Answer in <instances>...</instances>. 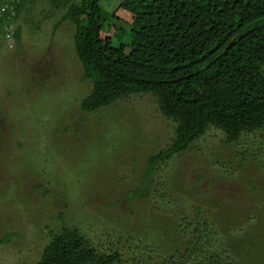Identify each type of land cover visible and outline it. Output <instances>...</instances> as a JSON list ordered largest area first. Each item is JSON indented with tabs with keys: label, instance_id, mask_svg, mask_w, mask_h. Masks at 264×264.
<instances>
[{
	"label": "rangeland",
	"instance_id": "obj_1",
	"mask_svg": "<svg viewBox=\"0 0 264 264\" xmlns=\"http://www.w3.org/2000/svg\"><path fill=\"white\" fill-rule=\"evenodd\" d=\"M150 1L107 3L108 9L116 11L114 23L123 24L137 17ZM66 11L46 0L37 1L26 3L14 20H4L0 37V264L37 263L50 240L49 230L66 226L78 227L95 250L116 249L125 258L144 262L141 257L146 251L140 250L139 235L153 223L159 199L165 196L171 203L167 194L174 195L180 186L185 191L178 192L175 200L186 207L190 204V212L191 204L210 201L229 208L214 210L217 219L241 208V214L234 213L239 221L226 219L232 220L244 239L260 243L256 233L264 228V210L251 205L261 198L264 201L258 135H245L238 145L227 146L223 133L210 129L188 152L156 169L152 178L159 191L141 188L131 197L139 189L147 158L173 139L174 123L163 117L155 99L147 94L122 98L94 113L82 111L80 105L91 83L83 80L75 28L67 21L56 27ZM18 27L22 37L15 41L11 35ZM113 32L114 27L110 35ZM244 158L245 168L238 167ZM219 164L225 172L215 178ZM201 173L205 177L198 183ZM188 236L194 237L191 230Z\"/></svg>",
	"mask_w": 264,
	"mask_h": 264
},
{
	"label": "trees",
	"instance_id": "obj_2",
	"mask_svg": "<svg viewBox=\"0 0 264 264\" xmlns=\"http://www.w3.org/2000/svg\"><path fill=\"white\" fill-rule=\"evenodd\" d=\"M37 1L44 0H13L10 8L0 12V37L5 19L14 20L26 3ZM46 1L67 10L56 27L67 21L75 28L83 80L91 83L80 105L83 112L94 113L122 98L147 94L163 117L174 123L173 139L147 158L139 189L131 197L141 188L159 191L152 178L156 169L188 152L210 129L221 131L227 146L238 145L245 135H258L264 169V0H151L123 24H115L116 11L108 9V3L116 0ZM11 36L20 41L22 28ZM246 158L238 167L245 168ZM219 167L215 178L225 172L223 165ZM204 177L198 175L197 182ZM184 191L180 186L174 195L167 194L171 203L163 196L156 204L153 223L138 238L140 250L146 251L141 257L144 262L125 258L116 249L95 250L78 227L66 226L60 231L48 228L50 240L35 264H264V228L256 233L260 243L246 240L226 219L238 220L234 213L241 214V208L231 206L230 213H220L221 220L214 210L229 208L216 201L191 204L190 212V204L186 207L175 200ZM263 203L261 198L251 205L263 211Z\"/></svg>",
	"mask_w": 264,
	"mask_h": 264
},
{
	"label": "built area",
	"instance_id": "obj_3",
	"mask_svg": "<svg viewBox=\"0 0 264 264\" xmlns=\"http://www.w3.org/2000/svg\"><path fill=\"white\" fill-rule=\"evenodd\" d=\"M2 2L6 3V4H4V6H3ZM12 2H13V0H0V12L2 13L6 9L10 8Z\"/></svg>",
	"mask_w": 264,
	"mask_h": 264
},
{
	"label": "water",
	"instance_id": "obj_4",
	"mask_svg": "<svg viewBox=\"0 0 264 264\" xmlns=\"http://www.w3.org/2000/svg\"><path fill=\"white\" fill-rule=\"evenodd\" d=\"M231 45H232V43H231Z\"/></svg>",
	"mask_w": 264,
	"mask_h": 264
}]
</instances>
